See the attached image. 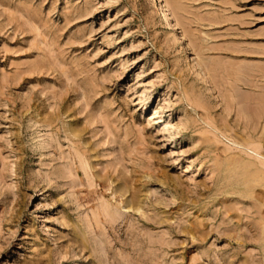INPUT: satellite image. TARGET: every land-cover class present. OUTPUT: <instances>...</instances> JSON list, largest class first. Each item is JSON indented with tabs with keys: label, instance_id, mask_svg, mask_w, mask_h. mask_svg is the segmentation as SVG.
Segmentation results:
<instances>
[{
	"label": "rangeland",
	"instance_id": "374dc122",
	"mask_svg": "<svg viewBox=\"0 0 264 264\" xmlns=\"http://www.w3.org/2000/svg\"><path fill=\"white\" fill-rule=\"evenodd\" d=\"M0 0V264H264V0Z\"/></svg>",
	"mask_w": 264,
	"mask_h": 264
},
{
	"label": "bare ground",
	"instance_id": "6f19581e",
	"mask_svg": "<svg viewBox=\"0 0 264 264\" xmlns=\"http://www.w3.org/2000/svg\"><path fill=\"white\" fill-rule=\"evenodd\" d=\"M155 1H157L158 6H159V8L161 9L162 14H163L164 17H165V21H166V23H168V25H169V27H170L171 29L174 28L175 25L173 24V21H172V19H171V15L168 13V11H167V9H166V6H164L163 3L160 2L159 0H155Z\"/></svg>",
	"mask_w": 264,
	"mask_h": 264
}]
</instances>
